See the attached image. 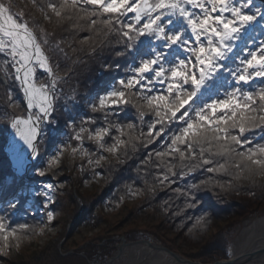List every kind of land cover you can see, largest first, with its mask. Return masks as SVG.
<instances>
[{"label":"snow or ice","instance_id":"obj_1","mask_svg":"<svg viewBox=\"0 0 264 264\" xmlns=\"http://www.w3.org/2000/svg\"><path fill=\"white\" fill-rule=\"evenodd\" d=\"M31 3L49 21L53 17L57 23L72 21L74 28H81L80 22L86 21L89 29L97 32L106 29L105 37L119 33L117 43H123L124 50L116 55L131 53L132 63L126 69L128 74L90 105L93 112L105 113V121L110 109L131 106L141 120L146 113H152L155 119L147 133H140L149 144L162 137L166 124L181 122L183 126L170 135L166 149L155 155L162 163L166 157L178 159L181 167L187 169L180 173L182 176L209 165L207 172L228 173L235 179L245 173L264 177V38L257 39L264 37V5L256 6L255 0H45L43 3L31 0ZM24 16L23 10L13 13L10 4L0 3V52L11 57L14 79L21 82L26 98L25 114L13 115L11 128L31 150V155L39 157L41 125L53 122L57 81L61 77L53 71L49 57ZM122 17L129 19L125 22ZM257 27L261 29L259 33L255 31ZM90 40L91 37H85L82 43ZM37 65L51 77L48 83H36ZM18 106L16 102L11 105ZM81 123L95 124V120L89 117ZM70 126L77 127L75 121ZM113 128L119 135L110 137ZM125 128L130 131L126 133ZM134 129L132 123L106 124L94 129L80 126L73 137L78 146L70 142L60 145L48 158L47 167L38 169L39 174L43 176L59 164L66 151L73 156L77 153L89 156L84 147L85 134L103 153L118 159L122 148L140 139L132 134ZM256 130L260 132L259 140ZM106 137L112 142L107 143ZM107 159L109 156L101 154L88 163L99 165ZM165 167L171 175L177 174L176 164L171 160ZM168 180L169 175L164 174L160 182ZM211 181L212 177H208L200 183ZM190 187L196 189L199 185ZM43 195L51 200L47 192ZM9 207L15 208V204L10 203ZM47 219L53 220L54 214L49 211ZM201 221L203 217L197 222ZM32 230L33 226L13 225L0 214V251L9 248L10 239L19 247L24 234Z\"/></svg>","mask_w":264,"mask_h":264},{"label":"trees","instance_id":"obj_2","mask_svg":"<svg viewBox=\"0 0 264 264\" xmlns=\"http://www.w3.org/2000/svg\"><path fill=\"white\" fill-rule=\"evenodd\" d=\"M0 2L20 6V11L23 10L25 13L24 19L37 34L42 48L49 57L53 71L61 77L57 81L58 99L56 111L52 117L53 122H46L42 126L40 156L31 167V173L38 167L46 168V157L53 155L61 143L71 140L72 144L77 146L79 142L73 137L80 126L94 129L106 124L132 123L135 125V129L131 130L132 134L140 137L138 140H133L126 149L122 148L118 159L111 157L102 164L99 168V171L105 175L102 185L96 186L93 191L85 195L81 194L83 204L79 209L72 192L67 199L59 195L55 206L61 207L66 200L69 203L71 217L77 212L89 215L93 225L98 226L100 218L95 214L97 204L105 202L108 206H115L123 203L122 209L127 213L137 214L145 211L149 219L148 229L168 247L182 255L203 262H214L226 258L229 254L230 229L237 223H241L243 219L264 210V177L249 176L245 173L244 177L235 179L228 173L207 172L206 168L209 165L198 168L186 176L180 175L187 169L181 167L178 159L166 157L162 163L155 153L166 149L171 142L170 135L183 126L181 122L166 124L162 137L149 144L144 136H140V133L142 131L147 133L148 126L155 119L152 113H146L141 120L139 113L131 106L124 107L122 110L110 109L105 121L104 112H93L90 107V104L96 102L98 96L103 95L116 80L128 74L126 69L132 63L131 53L126 56L116 55L117 52L124 50L123 43H117L120 40L119 33L112 32L105 37L106 29L100 32L89 29L86 21L80 22L81 28H74L72 21L63 23L55 21L52 29L45 27L44 32H41L42 27L37 20L17 0H0ZM38 2L43 3L45 0H38ZM255 4L256 6L264 5L257 0ZM121 19L127 22L129 17ZM255 31L259 33L261 29L257 27ZM85 37H91V40L88 43H82ZM260 38L264 37H257V39ZM0 55L4 56L2 53ZM8 69L7 81L4 83L0 78V214L5 215L13 225L27 223L33 226L34 230L24 234L19 247H16L15 242L10 239L9 248L6 251H0V264H106L117 248V240L109 236L107 232H103L104 236H108L107 239L102 238L98 241L100 237L98 236L96 239L89 240L86 245H82L80 249L77 247L80 243L76 244L74 241H67L62 246H58L53 240H49L42 246L37 245L33 236L41 226L40 216L27 207L29 197L24 187L27 178L20 179L14 174L5 150L9 139L11 117L25 114L24 97L18 80L14 79L13 66L9 64ZM36 74L43 83L49 82V78L43 71L36 69ZM224 90L226 89H222ZM14 102L19 106L12 108L11 105ZM89 117L95 120V124L81 123ZM72 121H75L77 125L75 129L70 126ZM159 127L157 125V128ZM129 131L125 128L126 133ZM117 135L119 133L113 128L110 137ZM246 135L249 134L246 133ZM86 137L87 134L84 141L86 149L92 159H97L100 151L98 145ZM110 137H106L107 143L112 142ZM256 138L257 140L260 138L259 130H256ZM124 139H127V135ZM132 144H135V148ZM215 159L223 162L222 158ZM168 160L176 164L175 176L167 172L165 164ZM184 163H196V161ZM75 166L66 159L61 168L64 171L73 172L71 174L78 183L84 177L91 178L92 174L95 175V170L90 171L88 168V171L78 172L74 170ZM57 171L50 173L56 174ZM164 174L169 175V180L161 183L160 180ZM208 177H212L211 182L200 183ZM192 184H197L199 187L192 189L190 187ZM133 192L137 194L132 195ZM37 200H40L39 196ZM10 203L15 204V208L9 207ZM201 217L203 221L198 223ZM155 220L162 223L161 229H164V233H161L157 225H153ZM215 228L216 230L213 231ZM168 232L173 233V238L167 236ZM131 233H126L128 240L137 239V236ZM177 236L181 237L183 243L177 245L173 242ZM87 240L88 238L85 239ZM70 248H73L74 252L64 255L63 253L68 252Z\"/></svg>","mask_w":264,"mask_h":264},{"label":"rangeland","instance_id":"obj_3","mask_svg":"<svg viewBox=\"0 0 264 264\" xmlns=\"http://www.w3.org/2000/svg\"><path fill=\"white\" fill-rule=\"evenodd\" d=\"M17 1L20 3V5L24 9H26L27 11H30V13L33 15V18L37 20L38 24L42 28H45V27L47 28L49 27L51 29L53 28V22L56 21V18L52 19L51 21L45 19L43 14L38 10V8L32 5L31 0H17ZM6 2L4 3L8 5ZM19 7L20 6L16 7V5H14L13 3V5L11 6L13 13L19 12L20 11ZM0 53L5 55V59L1 58L0 56V60L4 64V70H5V62H7L8 64V62H12V60H11V57L6 52H0ZM37 69L41 70L40 67H38ZM36 83L43 84L42 80L38 78L37 74H36ZM16 138L18 140L19 137L17 136ZM68 142L72 143L71 140H68L67 143ZM7 145H9V139H8ZM24 145L25 144L22 141L21 145L17 147L18 150L22 149ZM84 147L86 148L85 145ZM101 154L109 156V159L111 157H116V156H111L108 153H103V150L99 151V156ZM50 156L51 155L46 157L45 163L47 162ZM66 159L69 160L70 163L76 165L74 167L75 171H78V172L88 171V168H89L90 171L95 170V175L92 174L91 178L84 177L80 183L76 182L74 179V176L71 174L73 172L64 171L62 170V168H60L63 166ZM89 159H92L90 155L81 156L79 155V153H77L75 156H73L70 154L69 151H66L64 156L61 157V162L57 165H54L52 169L46 172V174L43 176L39 174L38 169H42L39 167L35 171H33V173L28 172L23 177H18L14 173L20 179L27 178L26 183L24 184L25 191L27 192L28 197H29V203H27V207L31 208L33 213L38 214L40 216L41 226L39 227L38 232L33 236L35 241L37 242V245L42 246L46 244L49 240L56 241L58 246H62V244H65L67 241H74L76 242V244L80 243V246L77 245V247H79L80 249L82 245L83 246L86 245L89 242V240L96 239L98 238V236H100L99 237L100 239L99 238L97 239L98 241H101L102 238L107 239L108 236L103 235L104 234L103 232H107L109 236L111 237L113 236L117 240V244H116L117 248L113 252V254L109 257L111 258V257H114L115 254L117 253L120 244L123 242V238H125L127 241H133V240H128L126 236V233L132 232L131 234L133 235L135 234L137 236V239L135 240L147 239L150 241H154V243H157L159 245L167 246L161 239L156 237L148 229L149 227H147V222L149 219L146 216L145 211H143L142 213H137V214L136 213L132 214L131 212L127 213L125 210L122 209L123 203L117 204L115 206H108L107 203L105 202L97 204L95 207V212H96L95 214H97V216H99L100 218L99 219L100 223L98 226L93 225V220L91 219L89 215H82L79 212H77L73 217H71L69 215V210H70L69 203H67L66 200L63 202L61 207L57 208L55 206L56 199L59 198V195H62L64 196V198L67 199L69 197V194L72 192L75 195L76 205H77V208L79 209L83 204L81 194L85 195L86 193L93 191L96 186L102 185V182L105 179V175L99 171V168L102 166V164H104L109 159L102 161L99 165L95 163L89 164L88 163ZM92 160L95 161L96 159H92ZM12 163L13 162L10 159L11 169H12ZM52 171H57L58 173L51 174L50 172ZM48 185H52V188L49 189ZM44 192H47L48 196L51 197L50 201L48 200V197L43 195ZM38 196L40 197V200H37ZM130 200H133V199L130 198ZM49 211L54 214V219L51 221L47 219V213ZM263 214H264V210L259 214H254L251 217L243 219L241 223H237L230 229L231 236L229 237V243H230L229 249H228L229 254L226 258H230L233 256L232 252L230 251L231 247L235 244L238 231L241 228V226L245 224V221L247 219H251V218H254L255 216H258V215L260 216ZM157 222L158 224H156ZM153 225H157L158 229L159 228L161 229L163 227L162 223L159 222V220H155ZM215 230L216 228L213 229V231ZM161 233H164V229L163 230L161 229ZM172 234L173 233L168 232L167 236L169 238H173ZM87 238L88 240L85 241V239ZM83 241L85 242L81 244ZM181 241H182L181 237L177 236V238L174 239L173 242L178 245V244L183 243ZM72 252H74V249L70 248L68 252H64L63 254L67 255L68 253H72ZM177 253L183 256L184 258H188L179 252ZM109 258L106 264H108ZM188 259H191V258H188ZM122 260L126 261L127 257L124 256ZM193 261L202 262V263H210V262H203L201 260H193Z\"/></svg>","mask_w":264,"mask_h":264},{"label":"bare ground","instance_id":"obj_4","mask_svg":"<svg viewBox=\"0 0 264 264\" xmlns=\"http://www.w3.org/2000/svg\"><path fill=\"white\" fill-rule=\"evenodd\" d=\"M37 67L39 66L37 65L36 69ZM16 137L15 130L12 129L11 139H13V150L17 153V156L15 154L13 158L18 161L21 158L19 156L21 154H19L20 151L17 148L19 145L17 144L18 140ZM152 242L154 243V241ZM155 244L159 246V244ZM156 246H151L145 241L125 244L120 253L112 261H109L108 264H195L181 258H176L167 250ZM263 248L264 214L245 221V224L239 229L236 242L230 251L232 252L233 258H240L237 264H264V253L248 257L249 254ZM124 256L127 257L126 261L122 260Z\"/></svg>","mask_w":264,"mask_h":264},{"label":"water","instance_id":"obj_5","mask_svg":"<svg viewBox=\"0 0 264 264\" xmlns=\"http://www.w3.org/2000/svg\"><path fill=\"white\" fill-rule=\"evenodd\" d=\"M262 2H264V0H260ZM37 36V34H36ZM37 39L39 41V38L37 36ZM45 52V51H44ZM46 54V52H45ZM46 74H47V71L45 69H42ZM47 76L49 77V80L51 79V77L47 74ZM0 78L6 82V78L4 76V74L0 71ZM19 82V85H20V88H21V91H22V94H23V97H24V93H23V87H22V84L21 82L18 80ZM24 102H25V105H26V98L24 97ZM43 125H41V128H42ZM11 131H12V128H11ZM42 133H43V129H42ZM42 136V135H41ZM12 140L11 139V133H10V138H9V145H7L6 147V152L9 156V158L12 160V170L13 172L18 176V177H23L24 175H26L30 170H31V167L35 164V162H37L38 160V157H33L31 155V150L27 147V145L25 144L24 147L22 149H19L20 153H21V158L20 160L16 161L14 160V156L15 154L17 155V153H15V151L13 150V145H12ZM21 142L22 140H20V138H18V141H17V144L18 145H21ZM24 143V142H23ZM14 155V156H13ZM14 160V161H13ZM139 241H145L147 242L148 244H150L151 246H156L155 243H153L152 241L150 240H147V239H142V240H133V241H126L125 238H123V242L120 244L119 246V249L117 251V253L115 254V256L117 254L120 253V251L122 250V247L123 245L125 244H134L136 242H139ZM156 247H160V248H163L165 250H167L168 252H170L172 255H174L176 258H181L187 262H191V263H195V264H237L240 260V258H233V257H230V258H224V259H220V260H216L214 262H210V263H202V262H194L193 260L191 259H188V258H184L183 256H181L180 254H178L177 252L171 250L170 248H168L167 246H164V245H159V246H156ZM259 253H264V248L263 249H260L258 250L257 252H253L251 254L248 255L249 256H254L255 254H259ZM114 257H111L109 258V261H112Z\"/></svg>","mask_w":264,"mask_h":264}]
</instances>
